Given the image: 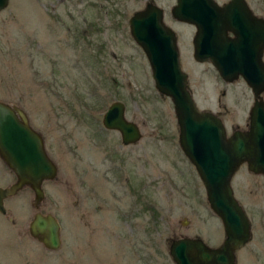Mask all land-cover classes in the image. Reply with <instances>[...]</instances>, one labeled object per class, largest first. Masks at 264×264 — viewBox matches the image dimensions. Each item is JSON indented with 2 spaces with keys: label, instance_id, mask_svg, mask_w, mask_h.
Instances as JSON below:
<instances>
[{
  "label": "rangeland",
  "instance_id": "1",
  "mask_svg": "<svg viewBox=\"0 0 264 264\" xmlns=\"http://www.w3.org/2000/svg\"><path fill=\"white\" fill-rule=\"evenodd\" d=\"M60 1L8 0L0 10V100L24 112L57 168L38 212L56 218L61 240L50 250L28 234L36 211L21 189L0 214V264H173L169 240L199 236L213 219L178 145L172 104L154 89L126 25L146 0ZM151 1L177 36L197 106L216 110L219 99L228 123H242L252 103L245 83L221 84L208 64L194 63L183 40L191 27L170 16L175 0ZM247 1L264 12V0ZM116 100L139 128L136 143L121 144L101 124ZM5 167L0 159V187L14 181Z\"/></svg>",
  "mask_w": 264,
  "mask_h": 264
},
{
  "label": "water",
  "instance_id": "2",
  "mask_svg": "<svg viewBox=\"0 0 264 264\" xmlns=\"http://www.w3.org/2000/svg\"><path fill=\"white\" fill-rule=\"evenodd\" d=\"M8 0H0V10ZM170 15L192 24L193 58L209 61L225 81L239 76L255 96L249 112V129L225 139L221 121L211 112L197 108L188 92L186 73L181 70L175 32L163 21L162 8L146 2L128 20L129 34L148 62L154 89L169 98L177 125L178 145L204 184L209 207L223 222L226 240L211 249L198 237H181L168 243L174 264H200L201 259L230 263V253L248 237V226L233 198L229 180L237 166L245 162L250 170L264 172V22L251 14L243 0H229L218 7L211 0H175ZM248 26L240 27L243 17ZM242 17V18H241ZM232 32L233 38L226 36ZM121 101L111 102L103 111L101 124L118 132L123 145L136 143L138 126L124 116ZM0 158L15 174L16 181L0 187L3 199L29 184L38 192L42 181L55 177L57 168L45 152L43 141L31 129L24 112L0 100ZM30 232L50 250L60 247V226L51 214H36Z\"/></svg>",
  "mask_w": 264,
  "mask_h": 264
},
{
  "label": "flooded vegetation",
  "instance_id": "3",
  "mask_svg": "<svg viewBox=\"0 0 264 264\" xmlns=\"http://www.w3.org/2000/svg\"><path fill=\"white\" fill-rule=\"evenodd\" d=\"M82 1L83 0H80V2H82ZM107 1L111 2L110 5L112 7L113 1L112 0H107ZM123 1H125V0H123ZM211 1L215 4H217L218 7H223L229 0H211ZM243 1H244L245 5L247 6V8L250 10L251 14L258 17L259 19H262L264 22V12H259V13L254 12L252 10V8L249 6L248 1L247 0H243ZM57 2L61 3L60 0H57ZM146 2H152V1L146 0L145 3ZM87 3H91L90 0H88ZM88 5L92 6V4H88ZM142 7L134 10L128 16V18L126 19L127 27H128V20H129L130 16L135 11L142 9ZM171 7H170V9H171ZM124 9H125V6H124ZM170 9H169V12H170ZM181 23L186 24L187 26L191 27L190 31H188L187 33H185L183 35V38H184L183 40L185 41V43H184L185 48L186 47L188 48V53L191 56L192 61L194 63L208 64L214 70V72L217 75V77L219 78L221 84L228 85V84H230V83H232L238 79L243 81V79L240 76L233 81H225L224 79H222L219 76V74L217 73V71L215 70V68L212 66V64L209 61H201V62L196 61L192 56V54H193V39H194L196 28L190 23H186V22H181ZM248 24H249L248 19L243 17L241 19L240 27L243 28L245 26H248ZM88 25H90V24H88ZM89 28H92V27L89 26ZM121 28H123V27H121ZM128 30H129V27H128ZM226 36L229 38H233L234 34H232V32L227 31ZM176 41H177V36H176ZM178 52H179V50H178ZM263 56H264V49L262 51V57H261V59L264 63ZM180 66H181V63H180ZM181 70L186 73V78H187L186 88H187L188 92L190 93V95L193 99V93H194V89H195L194 85L192 87V85L189 83L188 74L186 71H184L182 66H181ZM202 72H203V70H202ZM247 88L250 92V95L252 96V103H251V105H252L254 102L255 96L253 95L251 88L248 86H247ZM220 94L222 96H224V90H222ZM259 96L261 97L262 101L264 102V91H262L259 94ZM193 101H194V99H193ZM251 105L247 108L246 113H245L246 115H245L242 123H239V122L238 123H236V122L228 123V119L231 118V115L228 116V113H227L225 107L220 103L219 99H217L213 104V107L217 108L216 110H211L207 107L200 109L196 104L198 109L211 112L215 117H217L221 121L223 130H224V136H225L226 140H228L235 132L245 133L248 131V129H249V112L251 109ZM209 106H212V104L210 103ZM29 126L31 127V129L33 131H35V133H37V135H39V137L43 141V136L41 135V133H39L36 129H34L33 126H31L30 124H29ZM2 163H4V162L2 161ZM5 166H6L5 168L8 170V172L14 177L13 182H15L16 181L15 174L7 167L6 164H5ZM44 182L45 181H42L41 184L39 185L37 193L35 192L33 187L29 184H26L23 186V188H21V189H25L27 191V193H29V196H30L29 197V200H30L29 204L36 211L32 214V217L27 224L28 234L35 240H39V238H37L31 234L30 223L36 214H41L40 212H38V210L41 208L42 200L44 199V190H43ZM229 185L231 187L233 198L236 201L237 206L242 211L243 216H244L245 221H246L247 226H248V237L238 247L236 246L235 248H233L231 250L230 263L229 264H264V172L250 170L248 168L247 164L245 162H242L237 166V168L233 172V174L229 180ZM201 186H202V191H203V202H202V204L204 206L203 208L207 212V217L213 219V221L211 220V223L210 222L206 223V221H204L202 231H200L199 236H192V237H198L204 243L205 246H207L211 249H214V248L220 247L224 243V241L226 240V234L224 231V225H223L221 217L209 207V204H208V201L206 198L205 187H204V184L202 182H201ZM14 195L8 196L5 199H3V206H4V201L7 198L12 197ZM5 211L6 210L4 207V212L3 213L0 212V214L3 217L5 216V213H6ZM41 215H47V214H41ZM6 219L9 221H12V219L10 217H8ZM204 220H205V218H204ZM211 228H214V229H211ZM215 229H216L217 233H216ZM213 233H214V235H213ZM181 237H178V238H181ZM187 237H189V236H187ZM175 239H177V238H175ZM171 240H173V238L170 239L169 242ZM200 264H222V260L219 258L216 261L213 258H209V260L206 262L205 259L203 258V259H201Z\"/></svg>",
  "mask_w": 264,
  "mask_h": 264
}]
</instances>
